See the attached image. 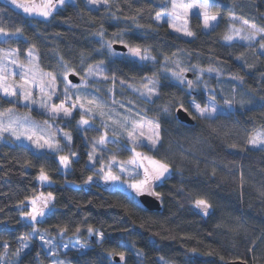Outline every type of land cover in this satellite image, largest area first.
Segmentation results:
<instances>
[{
  "label": "clouds",
  "instance_id": "1",
  "mask_svg": "<svg viewBox=\"0 0 264 264\" xmlns=\"http://www.w3.org/2000/svg\"><path fill=\"white\" fill-rule=\"evenodd\" d=\"M32 7L0 0V264H264V0Z\"/></svg>",
  "mask_w": 264,
  "mask_h": 264
},
{
  "label": "snow or ice",
  "instance_id": "2",
  "mask_svg": "<svg viewBox=\"0 0 264 264\" xmlns=\"http://www.w3.org/2000/svg\"><path fill=\"white\" fill-rule=\"evenodd\" d=\"M50 2H51V0H42L41 3H36L35 0H33V7L27 9V11H29V12L35 11L39 15L47 16L48 15L47 7H48V4ZM260 139H261L260 136L257 135V136L252 138L251 142L255 143V142H258ZM148 164L151 168H153L154 171L158 170L160 167H162V165H159V163L155 162V161H149ZM105 178L106 179H114V177H112L111 174H106ZM133 188H135L137 190H141L143 188V184L142 183L141 184H133ZM196 203L198 205L208 207L207 201H205V200H197Z\"/></svg>",
  "mask_w": 264,
  "mask_h": 264
},
{
  "label": "trees",
  "instance_id": "3",
  "mask_svg": "<svg viewBox=\"0 0 264 264\" xmlns=\"http://www.w3.org/2000/svg\"><path fill=\"white\" fill-rule=\"evenodd\" d=\"M246 206V205H245ZM248 212L252 217H254L257 220L264 219V213H260L256 207H253L251 209H247ZM205 243L212 244L213 247H217L220 243L219 240H214L212 237H207L205 240ZM221 255L225 257V259L229 258V253L226 251H221ZM206 259H209L210 261H213L214 264H224V260H221L219 257H207ZM242 259L245 260H251V253L247 257H236L235 260L241 261Z\"/></svg>",
  "mask_w": 264,
  "mask_h": 264
},
{
  "label": "water",
  "instance_id": "4",
  "mask_svg": "<svg viewBox=\"0 0 264 264\" xmlns=\"http://www.w3.org/2000/svg\"><path fill=\"white\" fill-rule=\"evenodd\" d=\"M231 264H241V261H239V260H234V261L231 262Z\"/></svg>",
  "mask_w": 264,
  "mask_h": 264
}]
</instances>
